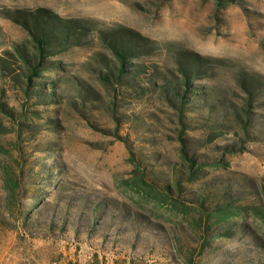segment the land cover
Returning a JSON list of instances; mask_svg holds the SVG:
<instances>
[{
  "label": "rangeland",
  "instance_id": "rangeland-1",
  "mask_svg": "<svg viewBox=\"0 0 264 264\" xmlns=\"http://www.w3.org/2000/svg\"><path fill=\"white\" fill-rule=\"evenodd\" d=\"M38 9L84 29L27 88ZM0 264H264V0H0Z\"/></svg>",
  "mask_w": 264,
  "mask_h": 264
},
{
  "label": "trees",
  "instance_id": "trees-1",
  "mask_svg": "<svg viewBox=\"0 0 264 264\" xmlns=\"http://www.w3.org/2000/svg\"><path fill=\"white\" fill-rule=\"evenodd\" d=\"M10 19L26 31L27 42L32 48L30 50L23 44L15 49L19 62H21L23 69L26 70L27 88L30 87L32 79L41 76L39 67L45 59L63 51L73 41L80 40L84 29L81 21L61 19L49 10L44 9L35 11L19 10L13 13ZM103 42H105L107 49H109L115 60V71L107 70V72L100 74L98 77L105 83H111V80H113L117 85H121L123 83V75L127 71L128 56L132 53H135V55L141 53L144 50V43L149 41L137 33L127 31L119 35L106 37ZM4 54L11 57L8 52ZM179 71L185 79V85L189 86V72L183 68L179 69ZM180 98L181 103H183V99L185 100L184 94ZM193 165H190V169L192 170L191 173L195 174ZM190 177L193 178L192 176ZM238 215V211L231 206L224 208V210L216 207L211 214L214 218V223L217 225L225 223L230 218Z\"/></svg>",
  "mask_w": 264,
  "mask_h": 264
}]
</instances>
